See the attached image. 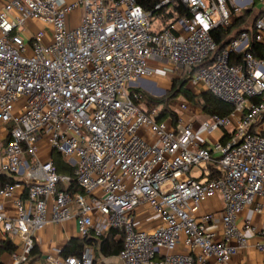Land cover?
<instances>
[{"label":"built area","instance_id":"built-area-1","mask_svg":"<svg viewBox=\"0 0 264 264\" xmlns=\"http://www.w3.org/2000/svg\"><path fill=\"white\" fill-rule=\"evenodd\" d=\"M1 1L0 176L18 180L0 187V231L16 248L12 264H30L45 244L41 233L74 221L83 243L115 232L124 264H230L249 249L248 231L264 253V232L239 224L257 198L264 202V58L249 51L264 45V15L219 53L213 36L264 0H160L156 18L136 0ZM30 22L41 26L35 35ZM151 61L231 104L232 114L206 117L200 133L193 122L164 119L162 106L126 89L153 77ZM189 109L185 101L178 112ZM219 129L228 142H199ZM53 151L75 167L79 190L57 172ZM216 198L224 203L220 237L203 209ZM142 212L159 225L138 228ZM181 242L189 253L177 251ZM47 251L49 264H96L90 246L79 256L56 244Z\"/></svg>","mask_w":264,"mask_h":264},{"label":"crops","instance_id":"crops-1","mask_svg":"<svg viewBox=\"0 0 264 264\" xmlns=\"http://www.w3.org/2000/svg\"><path fill=\"white\" fill-rule=\"evenodd\" d=\"M3 5V2L0 0V6ZM261 7L260 10L257 8ZM248 10H252L253 16H258L261 12L264 11L263 6L255 4L253 7H251ZM246 10V11H248ZM72 23L70 24V27H75L79 24L77 20V12L74 16H72ZM248 26V24H247ZM150 67L154 70V75L151 78H148L150 80H153L155 85L158 87H166L170 89L172 85V81L177 79L174 75L173 68L169 64L165 63H158L155 61L150 62ZM152 81V82H153ZM149 82L148 80H141L135 84L132 85L134 88H143L147 92L151 93L152 95L160 96L161 92H157L156 86H152L153 83ZM195 91L197 92L198 89L201 90L200 87H194ZM156 98V97H155ZM185 102V101H183ZM187 102V101H186ZM182 101H174L171 105L172 108L176 111L178 118L183 122H193L194 127L198 133L201 131V122L206 119L207 116L203 114L200 108H191L187 113L178 112L180 108L179 104H181ZM178 105V106H176ZM0 128V132H1ZM206 137V138H204ZM208 136L204 134H199V140L202 141V144H205L207 147H212L211 144L208 143ZM204 138V139H203ZM200 177V175H198ZM12 180H18L17 178H10ZM22 192H18L17 196H21ZM5 202L7 205V208L11 213H13L12 205L8 201H2ZM261 206V212H258V208ZM203 209L206 213L212 214L215 218V221L212 222L210 225L211 228L216 230V232L219 234V237L222 235L223 232V223H222V212L224 210V203L221 200V198H216L213 200H209L203 203ZM245 222H250L253 226L257 227L261 231L264 232V202L261 198H257L255 203L244 210L242 215L239 218V224L242 225ZM159 225L158 221L150 220L149 215L146 212H142L138 214L136 226L138 228H142L144 230H152L156 226ZM41 236L45 240V244L38 248V255L35 257H32L30 264H49L46 260V254L48 253V249L51 245L56 244L62 248H66L68 243L75 239H78V229L76 222H70L66 223L64 225H51L48 227L43 233H41ZM247 239L250 243V247L247 250H244L240 252L232 261L230 264H264V253L257 250L255 247L258 237L254 235L252 232H247ZM116 241V240H115ZM5 242L4 236L2 232L0 231V244ZM101 242V241H100ZM117 242V241H116ZM93 249L96 252V264H124L123 261L119 256H111L107 257L104 256L101 253L100 250V243L96 246H93ZM178 252H184L189 253V250L186 249L183 245V243H179ZM176 251V252H177ZM0 263L2 264H12L11 262V254L9 253H3L0 256Z\"/></svg>","mask_w":264,"mask_h":264},{"label":"trees","instance_id":"trees-1","mask_svg":"<svg viewBox=\"0 0 264 264\" xmlns=\"http://www.w3.org/2000/svg\"><path fill=\"white\" fill-rule=\"evenodd\" d=\"M136 2L146 12L152 13L154 18L159 17L163 14L162 11L156 10V7L159 5L160 0H136ZM175 9L180 13V15H183L186 10L181 6L175 7ZM261 15H264V11L261 12L258 16ZM252 16H253L252 10H248L245 12L244 16L238 20V22L234 25V27L228 30V32L223 30H217L213 32V36L218 46V53L221 52L222 49L227 45L229 40H231V36L233 35V33H235V35L238 34L240 32V29L243 30V27L247 26L249 19H251ZM173 17L174 15L170 14L167 19H171ZM249 51L253 53V55L257 59L264 58V45H259L257 43H254ZM238 59L241 62L243 59V55H240ZM188 82L189 79H187L186 77L173 80L172 88L167 91L165 95L166 97L164 98L152 97L148 94H145L140 89H134L133 93L140 96L141 99L145 101V104L148 107L162 106L163 107L162 117L164 119L171 118L173 119L174 123L178 122V116L174 111L171 110L170 106L174 101L178 99L182 100V98L184 101H187L189 104L195 107H199L203 112V114L207 117L219 116L221 118H225L232 114L234 107L231 104H228L216 98L209 92H204L200 95H197L192 91L187 90L186 84H188ZM230 138L231 137L228 134H224L220 141L222 143H226L230 140ZM52 159L57 172L60 175L71 177V179L73 180L71 188L79 190L77 184L75 183V167H72L67 162H65L63 157L56 151L52 152ZM13 182L14 181L12 179L4 175L0 176V187L7 183H13ZM115 235H116L115 232H111L106 238L101 240V242L100 240L97 239H90L85 243H83L79 240L73 239L68 243L66 248H64L63 255L65 257L79 256L83 253L86 246H90L93 248V246H96L99 242L101 253L104 256L107 257L119 256L123 249V245L122 242L115 241ZM15 251L16 248L11 241H5L0 244V256L6 252L12 255ZM38 253H39L38 250L35 249L33 251L32 257L37 256Z\"/></svg>","mask_w":264,"mask_h":264},{"label":"rangeland","instance_id":"rangeland-1","mask_svg":"<svg viewBox=\"0 0 264 264\" xmlns=\"http://www.w3.org/2000/svg\"><path fill=\"white\" fill-rule=\"evenodd\" d=\"M67 1L72 2L73 0H67ZM257 9L260 10L261 7H258ZM82 13H83V9L80 8V9L77 11V20H78V22H80V20H81ZM256 17H257V16H255V15L252 16L251 19H249L248 25H251L252 22L254 21V19H255ZM29 25H30V32H31V34H33V35L37 34L38 31L41 29V26H40L39 24H37V23L30 22ZM27 48H28V55L31 56L32 53H33L32 47H31L30 45H27ZM144 80H148L149 82H152V81H153V80H150V79H144ZM152 83H153L152 86H156V87H157V88H156L157 92H161V95H160V96L152 95L151 93L147 92L145 89H143V88H141V87H140V90H141L142 92H144L145 94H148V95H150V96H152V97H156V98H164V97H166L165 95H166V93H167V91H168L169 89L166 88V87H158L157 85H155L154 81H153ZM171 88H172V85H171L170 89H171ZM126 89L130 92V91H133L134 89H139V88L131 87V86L129 85V83H127V85H126ZM186 89L192 91L193 93H195V94H197V95H200V94L204 93V91L202 90V88H201V90L198 89V91L196 92L195 89H194V85H193L192 83H190V82H188V84H186ZM176 101H178V102L182 101V102H183L184 100H183V98H182V100H181V99H178V100H176ZM171 103H172V102H171ZM23 105H24V101H20V102L16 103V105H15V112H14L15 115H17V112L19 111V109H20ZM176 106H178V105H176ZM179 106H180V104H179ZM190 107H191V108H195V106H193V105H191V104H190ZM196 108H199V107H196ZM178 109H179V108H178ZM225 133H226L225 129H219L218 131L214 132L212 135H210V136L207 137V139H208V143L211 144L212 146L215 145V144H217V143H219L220 140H221V138L223 137V135H224ZM204 138H206V137H204ZM204 138H203V139H204ZM199 142L202 143L201 140H200ZM50 153H51V149H48V148H47V149H44L43 151H40V152L38 153V155H39V157H40L41 159H44V158L48 157V156L50 155ZM192 176L195 177V178H198V174L192 173Z\"/></svg>","mask_w":264,"mask_h":264}]
</instances>
